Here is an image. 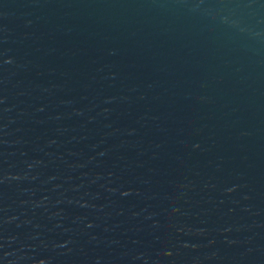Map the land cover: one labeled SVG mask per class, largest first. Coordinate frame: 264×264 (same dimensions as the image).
<instances>
[{"label": "water", "instance_id": "obj_1", "mask_svg": "<svg viewBox=\"0 0 264 264\" xmlns=\"http://www.w3.org/2000/svg\"><path fill=\"white\" fill-rule=\"evenodd\" d=\"M0 264H264V0H0Z\"/></svg>", "mask_w": 264, "mask_h": 264}]
</instances>
